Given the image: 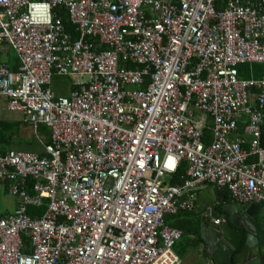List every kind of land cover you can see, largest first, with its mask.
Listing matches in <instances>:
<instances>
[{
	"label": "built area",
	"instance_id": "1",
	"mask_svg": "<svg viewBox=\"0 0 264 264\" xmlns=\"http://www.w3.org/2000/svg\"><path fill=\"white\" fill-rule=\"evenodd\" d=\"M2 45L18 66L0 64V96L44 154L0 150L17 200L0 264H178L165 216L192 195L264 208V0H0Z\"/></svg>",
	"mask_w": 264,
	"mask_h": 264
},
{
	"label": "water",
	"instance_id": "2",
	"mask_svg": "<svg viewBox=\"0 0 264 264\" xmlns=\"http://www.w3.org/2000/svg\"><path fill=\"white\" fill-rule=\"evenodd\" d=\"M210 192L214 199L209 203V209L214 208L215 202L223 203L220 210L215 209L214 212L207 214L210 221L201 226V238L213 264H264V255L261 254L258 244L256 225L252 221L260 205L225 203L222 192L219 193V200H217L215 188L210 187ZM201 195L207 196L206 193H201ZM201 207L198 199L195 208L199 211ZM222 212L226 213L227 220L222 217ZM216 220L218 223H215ZM231 223L242 229H234Z\"/></svg>",
	"mask_w": 264,
	"mask_h": 264
},
{
	"label": "trees",
	"instance_id": "3",
	"mask_svg": "<svg viewBox=\"0 0 264 264\" xmlns=\"http://www.w3.org/2000/svg\"><path fill=\"white\" fill-rule=\"evenodd\" d=\"M62 19L65 27L72 32L73 37L79 38V35L75 33L69 26L67 16L62 13ZM17 63L13 66L12 71L17 69ZM121 67H131L134 66L129 64H121ZM73 90V86H72ZM59 96V95H56ZM38 133L42 136L45 143H48L50 140L49 130L45 126H40L38 129ZM15 145V146H13ZM23 147L30 152L36 151L39 155H43L42 145L35 140L32 135V128L23 123V122H13L9 120H2L0 119V150L5 152L12 147ZM186 170V163L183 162L178 168L176 174H174L171 178L168 179V182L172 185H180L182 184V180L185 175ZM224 196V202H234L226 190H222ZM44 208H35V207H28V214L30 216H38L42 214ZM165 222L173 228H177L181 231L182 236L184 234L190 235L195 239L200 241L201 237V226L203 224V216L200 213L193 210H185V211H178L174 215H167L165 216ZM261 223V222H260ZM255 223L257 237L259 240L260 248H264V231L260 229L261 224ZM181 236V238H182ZM24 248L28 247L27 239H24ZM176 251V250H175ZM263 251V250H262ZM177 253H180L177 251ZM264 253V251H263Z\"/></svg>",
	"mask_w": 264,
	"mask_h": 264
},
{
	"label": "crops",
	"instance_id": "4",
	"mask_svg": "<svg viewBox=\"0 0 264 264\" xmlns=\"http://www.w3.org/2000/svg\"><path fill=\"white\" fill-rule=\"evenodd\" d=\"M9 51H12V49L7 45H2L0 47V64L4 63L5 65L8 66L9 70L12 71L13 66L16 65V63L18 64V60H17V57L15 56V54H14L12 59L10 57L5 58V59L2 58L3 55L8 56ZM12 53H14V52L12 51ZM6 104H7V99L0 96V113H3L4 110L7 111ZM7 112H9V111H7ZM32 135H33V132H32ZM33 137H34V135H33ZM40 137L42 138V136H40ZM35 140L37 141L36 138H35ZM9 150H15V149H9ZM16 151H19V150H16ZM42 151H43V148H42ZM26 152H30V151H26ZM34 153H36V152H34ZM43 154H44V151H43ZM215 190L217 193V200H219V198H220L219 193H221V191H218L217 189H215ZM204 191H206V192H204ZM201 193H206L207 196L201 195ZM5 195H7V194H5ZM7 196H9V195H7ZM215 198H216V196H215ZM9 199H10L9 200L10 201L9 206L5 205L6 207H4V210L5 209L11 210L15 207L17 200L11 196H9ZM191 199L194 202V208L193 209L195 211H197L198 213H200L201 216H203L202 212L205 209L209 210L208 205L211 201H213L214 196L210 192V187H208V188L202 190L201 192L192 195ZM198 199L201 202V206H202L199 211L195 208V205H196V202ZM217 203L218 202H215V204H217ZM257 239H258V237H257ZM258 244H259V240H258ZM175 246H176V244H175ZM259 247H260V244H259ZM174 252L179 257V263L178 264H213L212 260L209 257V254L206 251V245L203 242L201 237H200V241L198 239H195L194 237H192V239L188 242V244L185 246V248L182 249V251L180 253H177V251H175V250H174ZM260 252H261V250H260ZM262 253L263 252H261V254Z\"/></svg>",
	"mask_w": 264,
	"mask_h": 264
},
{
	"label": "rangeland",
	"instance_id": "5",
	"mask_svg": "<svg viewBox=\"0 0 264 264\" xmlns=\"http://www.w3.org/2000/svg\"><path fill=\"white\" fill-rule=\"evenodd\" d=\"M14 53L12 51H9L8 56L3 55L2 58H13ZM255 70L260 69L258 66H253ZM50 89L59 96H68L70 94V91L72 90V80L66 76H57L54 75L51 78L50 82ZM4 110V109H3ZM0 119L2 120H9L13 122H23V114L18 112H7L4 110L3 113H0ZM15 146V145H13ZM12 149L19 150V151H28L27 149L21 147H12ZM36 152V151H33ZM9 196L0 194V207L2 210H4L5 205L9 206ZM258 217L259 220L257 223H260V229L264 231V208L258 211ZM192 239L190 235L184 234L182 238L179 240L178 243H176V246L173 248V250H176L178 252H181L183 248L188 244V242ZM262 250L264 251V248L262 247Z\"/></svg>",
	"mask_w": 264,
	"mask_h": 264
},
{
	"label": "flooded vegetation",
	"instance_id": "6",
	"mask_svg": "<svg viewBox=\"0 0 264 264\" xmlns=\"http://www.w3.org/2000/svg\"><path fill=\"white\" fill-rule=\"evenodd\" d=\"M225 203H235V202H225ZM223 203H217V204H215L214 205V208L213 209H205L202 213H203V224H207L209 221H210V217L208 216L211 212H214L213 210H220V207H221V205H222ZM261 209H263L262 207H260L259 208V210H261ZM208 214V215H207ZM259 215H258V212L253 216V218H252V221L254 222V223H256V221H258L259 220V217H258ZM222 217L225 219V220H227V215H226V213H223L222 212ZM238 224H239V222H238ZM234 229H236V230H240V229H242L241 227H239L238 225H237V227H235L234 226V224L233 223H231L230 224ZM260 250H261V248H260ZM261 252H263L262 250H261ZM262 255H264V253H262Z\"/></svg>",
	"mask_w": 264,
	"mask_h": 264
}]
</instances>
